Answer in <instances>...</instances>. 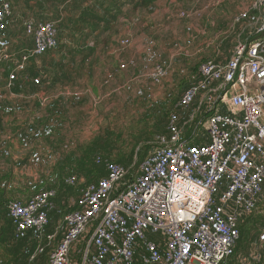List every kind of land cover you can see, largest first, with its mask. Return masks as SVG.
<instances>
[{"label":"built area","instance_id":"2783aa9c","mask_svg":"<svg viewBox=\"0 0 264 264\" xmlns=\"http://www.w3.org/2000/svg\"><path fill=\"white\" fill-rule=\"evenodd\" d=\"M13 15L12 4L1 2L0 66L20 55L8 85L32 59L59 46L55 21L23 18L31 45L13 53L3 42ZM199 72L202 82L189 88L179 105L188 108L200 97L188 123L205 125L201 138L206 142L185 138V127L173 113L170 133L157 136L142 161L127 167L98 156L96 163L106 174L81 189L77 209L64 216V236L48 264H224L233 257L240 217L258 209L264 187V14L250 42L240 44L225 63L204 61ZM77 181L75 175L65 178L69 186ZM56 195V190H43L8 202L16 238L29 231L43 238ZM261 237L264 251V228ZM46 238L37 254L56 234ZM81 241L83 247L75 248Z\"/></svg>","mask_w":264,"mask_h":264},{"label":"rangeland","instance_id":"374dc122","mask_svg":"<svg viewBox=\"0 0 264 264\" xmlns=\"http://www.w3.org/2000/svg\"><path fill=\"white\" fill-rule=\"evenodd\" d=\"M3 1L16 8V17L4 33L13 53L31 45L20 14L35 21H55L59 29V48L34 59L27 73L12 85L6 83L8 73L4 69L11 67L7 64L15 63L17 58L1 63L4 71L0 73V146L5 145L7 139L6 135L1 136L8 127L3 126L4 123L48 121L49 104L51 98L55 99L56 90L65 95L66 91H62L65 88L85 86L86 102L81 110L77 106L70 108L71 103H63L70 119L63 121L61 132L72 148L77 147V143L71 141L72 122L74 128L84 131L83 143L78 144L90 149L87 154L92 156L89 164L92 172L81 176L83 179L75 175L78 181L74 186L58 185L53 204L60 203L66 212L76 206L84 184L89 180L97 181L106 173L105 167L96 163L98 156L127 167L140 162L144 157L141 154L152 148L157 136L170 133L169 119L173 113L179 115L180 126L185 127V138H190L193 144L206 142L207 139L201 138L206 137L205 125L197 128L196 122L188 123L199 110L200 97L188 108L180 107V99L189 88L202 82L199 68L204 61L225 63L240 44L250 42L264 14L260 0H159L151 9H134L136 0H120L116 6L107 0H0V4ZM159 68L163 70L161 75ZM79 112H82L80 119ZM63 114H66L65 108ZM43 141L34 145L38 154H33V164L25 158H30L31 151L15 154L23 159L20 171L27 172L22 178L45 187L44 182L57 177L50 172L61 169L55 167L57 159H53L57 151L50 152L48 143ZM26 146L32 147L31 144ZM64 151L70 152L66 147ZM9 166L0 162L2 168ZM92 166L96 168L93 170ZM25 193L32 195L33 192ZM261 195L259 212L255 210L250 216L240 217V234L244 227L250 228L253 238L261 234L264 187ZM256 211L260 215H256ZM50 222L49 218L43 234L46 241L52 228ZM26 234L28 232L21 239L3 234L0 264H13L2 256L21 247L26 252L31 249L30 257H21L30 258L33 263L41 255L48 259L50 247L36 253L46 241L39 242L35 233ZM25 238H30L31 246L20 244ZM82 247L83 241L75 246ZM247 250L252 251L253 246L248 245ZM245 254L248 255L247 251Z\"/></svg>","mask_w":264,"mask_h":264},{"label":"crops","instance_id":"0c3cea01","mask_svg":"<svg viewBox=\"0 0 264 264\" xmlns=\"http://www.w3.org/2000/svg\"><path fill=\"white\" fill-rule=\"evenodd\" d=\"M107 1L111 2L114 6L120 4L119 3L120 0H107ZM3 40L5 44L6 43L8 44V42H6L7 40L4 38V35H3ZM84 87L85 86H82V87L70 86L68 88H65L64 90H62V91H66L65 95H60L62 92L60 91V94H59V92L57 93L58 90H56L55 91L56 97L55 99L51 98V101L49 104L50 111H49L48 121H45L46 119L45 120L42 119V120H37L34 122H32L33 120L32 121L23 120L20 122L17 120L15 121L11 120L10 122L7 121V123L3 122L4 123L3 126H8V127L5 128V130H3L2 135H1L2 137L6 135L7 139L4 141L5 145L0 146V162L4 161L6 165L8 166L10 165L9 166L10 168L6 169V167L4 168L0 167V202L1 201L3 202V208L0 211V223H1V226L2 224L4 226V224H6L5 221L7 220L8 232H6V234H9V236L11 235L15 236V230H14L13 224L12 225L10 224L11 220L8 218V215H7L8 214L7 205L10 200H15V199L26 200L32 195L36 194L34 193L35 191H37V193L43 190H50V189L57 191L58 185L64 184L65 177L63 176L77 175L83 179L84 176H87L90 173V166L88 163L89 154H87L88 151H90V149L88 150L86 148L84 149L82 147L83 144L81 145L78 144V143H83L81 142L82 140L81 134L84 133V131L77 130L76 128H74V125H73L74 122H72V125L69 127L74 131L72 135L73 138L71 139V141L73 143H77V147L75 145L72 148L68 147L67 143L69 139H67L66 137L62 138V132H61L63 121L66 122L70 119L69 113L63 103L64 102L71 103L70 108H74L75 106H77L81 110L82 109L81 105L85 104L86 102L84 98L86 94V91H84L85 89ZM63 108H65L66 114H63ZM64 116H65V120H63ZM77 116L79 117L78 119H80L82 117V112H79ZM43 123H49V124H43ZM47 128H49V131H47ZM75 138H78V139L76 140ZM43 139L45 140L46 143H48L47 147L50 152L52 150L57 151L53 159H57V161H55V167L61 169L60 171L54 170L53 172H50V174L55 175L57 177H55V179L52 181L44 182L46 185L45 187H42L41 183L36 184L34 182H31L29 180L22 178L23 175L27 174V172L20 171L19 164H22L21 160L23 159L20 157V155L15 154L16 151L29 150L31 151L30 158L29 156L25 158H27V160H29L31 164L35 163V160H34L35 157L33 154H38L37 152L38 149L35 148L34 145L44 143ZM15 144H17V146ZM29 144L32 145L31 148L26 146ZM65 147L70 152L64 151ZM149 151L141 155L145 157ZM63 160H66L67 162L65 161V163L64 162L62 163ZM15 165L17 167H15ZM59 176H61V178ZM93 181H96V180H89L87 183L93 182ZM86 184H84L83 187ZM27 190L28 191L31 190V192H33L32 195L31 194L26 195V193L24 194V192H26ZM80 193H81V190H80ZM80 193L78 197L80 196ZM260 201H261V197H259V203ZM60 207H62L60 203L59 204L55 203L53 210L52 212H50L51 214L49 216L50 221H51L50 223H52V228L49 231V233L56 234V238L50 246L51 249L56 247L58 243H60V241L62 240L64 236V230L62 228L63 219H64V216L70 212V211L66 212V210L63 209V207L62 208ZM257 211L259 212V204H258ZM256 212H255L256 215H260V213L258 212L256 213ZM247 215L250 216L252 215V213H249ZM29 233H35L37 239L39 238V242L40 240L42 242L46 241L45 239L39 237V234L36 231H29L28 234ZM28 234H26V236H28ZM46 234L48 233L46 232ZM248 238H250V240L253 239L254 243L250 242ZM262 243H263V240H262L261 234L253 238V233L251 234L250 232L246 236L243 246L239 247V244L237 245L238 251L236 255L230 260L226 261L224 264H252L258 261H264V251L262 249ZM20 244H23V246H31L32 241L30 240V238H25ZM248 245L253 246L252 251L248 252L247 250ZM28 250L31 251L30 248ZM29 251L27 252L24 251L22 247L14 248L12 252H7L6 250L7 253L4 254L2 257H6L7 259H9L10 262H13V264H24L25 262L23 263L22 261L25 259L21 256L29 255L30 254ZM246 251L248 255L245 254ZM48 261H49V257L48 259H46L45 257H43V255H41L38 258V260L34 261V263L32 262V259L30 258L28 259L27 263L29 264H32V263L33 264H48Z\"/></svg>","mask_w":264,"mask_h":264},{"label":"trees","instance_id":"16d2710c","mask_svg":"<svg viewBox=\"0 0 264 264\" xmlns=\"http://www.w3.org/2000/svg\"><path fill=\"white\" fill-rule=\"evenodd\" d=\"M157 1H159V0H136V2L134 3V9H140V8H142V9H151L152 7H153V5L157 2ZM13 6V5H12ZM13 13H14V15H13V18H15L16 16H15V13H16V8L13 6ZM18 14H20L19 12H18ZM20 16H22V18H27V17H25L24 15H22V14H20ZM21 21H23V19H21ZM6 32V31H5ZM3 42H4V40H3ZM5 43V42H4ZM26 46H23V48H25ZM23 48L22 49H20L18 52H22V50H23ZM58 48H59V46H58ZM57 48V49H58ZM50 53V52H49ZM46 54H48V53H46ZM46 54H44V55H42L41 57H43V56H45ZM17 59H16V61H18L19 60V58H20V55H18L17 57H16ZM34 59H32L29 63H28V66H27V69H26V71L24 72V73H22L20 76H22V75H24V74H26L27 73V70L29 69V66H30V64H31V62L33 61ZM16 63V62H15ZM15 63L13 62V63H11V64H7V65H9V66H11V67H8V66H6V69H4L5 71L7 70V73L9 74L10 73V71L14 68V66H15ZM2 66V65H1ZM0 66V73L2 72V71H4L3 70V68ZM19 76V77H20ZM8 78H9V75H7L6 76V83H8ZM19 79V78H18ZM17 79V80H18ZM25 79H28V77H25ZM17 80H15L14 82H16ZM13 82V83H14ZM91 158H92V156L91 155H89V159H88V163L90 164L91 162H90V160H91ZM93 167V166H92ZM96 167L94 166L93 167V170L95 169ZM90 172H92V169L90 168ZM101 174L100 175H103L104 173H102V172H100ZM106 174V173H105ZM104 174V175H105ZM67 178V177H66ZM65 179V178H64ZM64 184H66L65 183V181H64ZM67 185V184H66ZM225 186H226V183L225 182H223L222 183V190L225 188ZM3 208V202L1 201L0 202V211H1V209ZM5 208V207H4ZM75 209H77V206H75L72 210H69L70 212L71 211H73V210H75ZM10 221V220H9ZM6 222V224H4V226H3V224H2V226H1V223H0V239L3 237V234H5L6 232H8V227H7V220L5 221ZM10 224L12 225V223H11V221H10ZM251 232V230H250V228H248V227H244V229L241 231V239H240V241H238L239 242V247H242L243 246V244H244V242H245V239H246V236L249 234ZM238 245V244H237ZM237 251H238V249H237V247H236V249H235V254L233 255V257L236 255V253H237ZM30 255L31 254H29V255H27L28 257H30ZM25 256V255H24ZM232 257V258H233ZM25 260H23L22 262L24 263L25 262V264H29V263H27L28 262V259L29 258H24Z\"/></svg>","mask_w":264,"mask_h":264}]
</instances>
